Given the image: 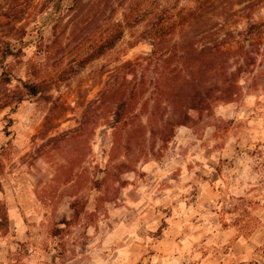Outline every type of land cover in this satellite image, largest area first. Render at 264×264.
I'll return each instance as SVG.
<instances>
[{
  "label": "rangeland",
  "instance_id": "1",
  "mask_svg": "<svg viewBox=\"0 0 264 264\" xmlns=\"http://www.w3.org/2000/svg\"><path fill=\"white\" fill-rule=\"evenodd\" d=\"M133 1L0 0V47L21 52L7 60L13 81L0 83V100L22 97L0 108V264H117L116 252L131 242L138 264H264V76L254 89L242 83L234 103L177 128L164 148L113 156L98 102L125 61L150 51L139 37L145 24L77 64L117 30ZM143 1L169 16L195 0ZM245 6L216 0L204 11L207 23L172 40L222 30L234 15L228 28L243 30ZM251 18L264 20V0ZM260 70L264 56L253 76ZM17 79L44 91L26 96Z\"/></svg>",
  "mask_w": 264,
  "mask_h": 264
},
{
  "label": "trees",
  "instance_id": "2",
  "mask_svg": "<svg viewBox=\"0 0 264 264\" xmlns=\"http://www.w3.org/2000/svg\"><path fill=\"white\" fill-rule=\"evenodd\" d=\"M215 1L195 0L193 8L167 16L144 6L145 1L135 0L124 12L117 30L106 34L78 62V67H84L103 57L123 39L126 30L145 24L139 37L150 43V51L125 61L122 69L126 71L107 86L98 102L112 132L113 156L121 152L127 155L137 148L141 156L147 157L157 143L164 148L177 128L194 123V116L202 117L218 105L234 103L242 95L244 84L247 89L258 87V77L264 76V70L253 75L258 57L264 56V20L253 22L251 13L261 0H239L240 4L246 3L247 24L243 30L228 28L236 22L234 15L223 20L222 30H192L178 41L172 40L183 27L207 23L204 11ZM20 56L19 49L2 43L1 84L13 81L7 60ZM16 81L26 90V96L36 97L44 91L43 83ZM8 99L0 100L1 109L22 101L21 96ZM142 115L145 124L140 122Z\"/></svg>",
  "mask_w": 264,
  "mask_h": 264
},
{
  "label": "crops",
  "instance_id": "3",
  "mask_svg": "<svg viewBox=\"0 0 264 264\" xmlns=\"http://www.w3.org/2000/svg\"><path fill=\"white\" fill-rule=\"evenodd\" d=\"M133 242H131L130 250L126 252H116L117 264H138L139 257L137 254L133 253Z\"/></svg>",
  "mask_w": 264,
  "mask_h": 264
}]
</instances>
